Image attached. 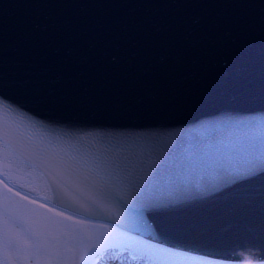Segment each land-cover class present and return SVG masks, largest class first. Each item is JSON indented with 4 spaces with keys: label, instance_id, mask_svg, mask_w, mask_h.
I'll return each mask as SVG.
<instances>
[{
    "label": "water",
    "instance_id": "95a60500",
    "mask_svg": "<svg viewBox=\"0 0 264 264\" xmlns=\"http://www.w3.org/2000/svg\"><path fill=\"white\" fill-rule=\"evenodd\" d=\"M0 101L12 129L6 149L0 113L1 243L18 221L44 254L68 248L86 231L77 214L264 260V0H0ZM50 143L166 159L154 206L137 218L116 181L73 189L100 201L94 215L62 205L63 181L38 158Z\"/></svg>",
    "mask_w": 264,
    "mask_h": 264
},
{
    "label": "snow or ice",
    "instance_id": "6c2138e0",
    "mask_svg": "<svg viewBox=\"0 0 264 264\" xmlns=\"http://www.w3.org/2000/svg\"><path fill=\"white\" fill-rule=\"evenodd\" d=\"M10 112L11 110L0 101V113L5 117L3 142L6 149L12 147L10 140L12 129L7 123ZM38 158L42 166L51 169L56 174L59 178L58 183L63 181L60 187L64 189L67 199L61 196L62 205L72 208L78 213L94 215L97 206L102 207L100 201L91 194L88 195L87 200L82 199L81 196L76 194V191L83 192L82 185H88L96 190L103 191L111 188L113 181L126 182L135 191L136 202L133 204L130 200L126 201L124 202L125 207L129 208L130 212L134 213L137 218L142 217L144 211L154 206L149 194L161 170L166 165V159L164 158L152 160L146 156L134 155L116 158L104 157L101 159L81 153L72 145H69L68 148L57 149L51 143L39 150ZM250 174L255 173L253 171ZM73 189L76 191H73ZM83 237L86 243L83 246L82 255L73 264H81V261L87 264L90 256H101L103 258V254H107L109 260L118 258L115 255L118 244L116 243L117 237L114 235V231H109L99 237L95 233L85 231ZM233 255L237 261L244 262L248 261L253 253L250 250H243L234 252ZM130 258L137 260L143 258V254L138 257L133 250ZM4 264H7V261ZM56 264H62V262L57 261Z\"/></svg>",
    "mask_w": 264,
    "mask_h": 264
},
{
    "label": "rangeland",
    "instance_id": "374dc122",
    "mask_svg": "<svg viewBox=\"0 0 264 264\" xmlns=\"http://www.w3.org/2000/svg\"><path fill=\"white\" fill-rule=\"evenodd\" d=\"M10 225L14 232V239L9 243L0 242V264H4L8 258H11V262L8 264H55L56 261H71L73 259V254L69 245L68 248L63 247L62 245L53 248L49 253H42L35 245V241L32 235L28 230L23 227L19 222L11 221ZM111 225V224H110ZM113 226V225H112ZM87 231L95 233L98 237L103 236L109 231H114V235L119 239L116 243L118 244V251L120 253L119 247L123 246V243L120 242L123 232L117 227H109L107 225H92L86 227ZM74 243H86L84 237L77 238L73 241ZM72 242V243H73ZM36 246V245H35ZM113 251V250H110ZM94 264H114L113 259H107V254H103V258L99 256ZM182 264H194L191 261H185Z\"/></svg>",
    "mask_w": 264,
    "mask_h": 264
},
{
    "label": "bare ground",
    "instance_id": "6f19581e",
    "mask_svg": "<svg viewBox=\"0 0 264 264\" xmlns=\"http://www.w3.org/2000/svg\"><path fill=\"white\" fill-rule=\"evenodd\" d=\"M73 217H75L76 219L83 222L86 227H90L92 225H107L109 227L115 226L114 224H112L108 221H105V220H101V219H95V218L81 216V215H77V214H73ZM143 238L152 242L157 247L163 246V247H165V248H167L173 252H176L184 260L190 261V259H194L197 262V264H247V261L240 262V261H237L236 259H228V258L212 256L209 254H204V253L190 251L187 249L176 247L174 245H171V244L159 241V240H155V239H150L148 237H143ZM59 245H57V246H59ZM56 247H54V248H56ZM7 261L11 262L12 260H11V258H8ZM262 262H264V260Z\"/></svg>",
    "mask_w": 264,
    "mask_h": 264
},
{
    "label": "trees",
    "instance_id": "16d2710c",
    "mask_svg": "<svg viewBox=\"0 0 264 264\" xmlns=\"http://www.w3.org/2000/svg\"><path fill=\"white\" fill-rule=\"evenodd\" d=\"M118 238H117V241L119 240ZM132 240H133V238L131 236L123 233L121 236L120 242L128 245V244H132ZM84 244H85L84 242L81 244L73 243L70 248H71L74 259L71 262L61 261L62 264H73V262L82 255ZM56 262H55V264H56Z\"/></svg>",
    "mask_w": 264,
    "mask_h": 264
},
{
    "label": "clouds",
    "instance_id": "9594fccd",
    "mask_svg": "<svg viewBox=\"0 0 264 264\" xmlns=\"http://www.w3.org/2000/svg\"><path fill=\"white\" fill-rule=\"evenodd\" d=\"M257 250H252V252H255ZM247 264H264V262L256 260L253 258V256H250L249 260L247 261Z\"/></svg>",
    "mask_w": 264,
    "mask_h": 264
}]
</instances>
